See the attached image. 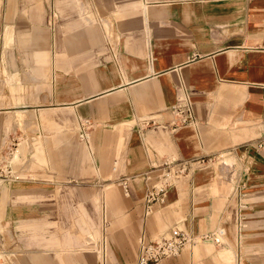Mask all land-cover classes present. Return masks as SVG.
<instances>
[{
	"label": "crops",
	"instance_id": "crops-1",
	"mask_svg": "<svg viewBox=\"0 0 264 264\" xmlns=\"http://www.w3.org/2000/svg\"><path fill=\"white\" fill-rule=\"evenodd\" d=\"M14 23L27 32L34 24L46 30L34 51L45 75L34 76L38 64L26 41L24 53L6 66L10 83L17 87L19 77L24 86L9 107L26 115V125L34 110L41 125L69 121L73 133L62 129L52 140L57 175L80 181L42 177L28 188L40 190L41 198L7 202L4 221L40 222L42 237L65 254L59 246L75 245L62 229L65 208L96 222V192L105 190L111 264H138L139 236L176 226L194 234L223 227L222 242L205 238L153 264H264V145L256 144L264 136V0H86L81 10H18ZM13 34L6 25L4 41ZM34 78L41 81L35 90ZM181 84L195 121L171 131L162 124ZM84 120L88 151H79L74 127ZM44 152L50 158L48 146ZM166 159L186 161V169L164 202L147 210L146 187ZM113 173L122 191L126 180L128 194L107 193ZM50 190L73 194L51 201ZM49 223L58 229L49 230ZM78 243H88L83 234Z\"/></svg>",
	"mask_w": 264,
	"mask_h": 264
},
{
	"label": "rangeland",
	"instance_id": "rangeland-1",
	"mask_svg": "<svg viewBox=\"0 0 264 264\" xmlns=\"http://www.w3.org/2000/svg\"><path fill=\"white\" fill-rule=\"evenodd\" d=\"M40 1V4L39 2ZM86 0H0V264H111L113 256L109 246L108 239L105 237V223L103 221L105 211V190H98L97 195V221L94 222L92 217H88V213L80 214L75 211V216H72V207H67L65 210L70 211L66 214L65 222L62 224V229L65 232V238L69 236L75 244L71 247L59 246L60 252L57 253L56 245H51L52 240L47 242L46 237H42V224L34 221L32 224L10 223L4 221V218H9L10 211L7 209V202H26V200H34L41 198L40 190H30L43 177L50 182L64 181L67 184L75 183L78 180L72 179L69 176L57 175L58 160L56 159V141L53 138L62 129L69 130L73 133V128L67 126H57L53 120L45 119L42 124L39 110H34L27 116L28 122L26 125V115H17L9 107L19 100V96H15V92L24 91L23 79L17 77L18 86L15 87L12 83L6 66L10 57L14 54H23L25 42L33 44L34 51L39 49L41 44L46 41V30L40 25H32L30 31L20 29L15 25L14 19L18 14V10H32L33 12H41V10H68L74 7L81 10L85 5ZM22 16V15H21ZM55 17V15H54ZM6 25H11L14 34L13 39L9 42L4 41V29ZM38 67L34 68V76L45 75L38 70L39 62L36 60ZM37 74V75H36ZM22 81V85H20ZM12 84V85H10ZM41 85L40 79L34 78V90ZM46 87V85H45ZM16 98V99H15ZM75 135L79 142L76 143L77 149L80 151H88L86 142V130L81 123H77L74 127ZM42 130L46 131L49 136V142L43 143ZM84 131V136L80 132ZM48 146L50 158H46L44 147ZM32 152V154H31ZM117 165V164H116ZM115 165V166H116ZM61 173V172H60ZM32 176L35 182L28 181ZM112 191H107L113 194V198L123 194L120 185H116L117 176L111 174ZM74 178V177H73ZM45 181V180H44ZM105 183L106 181H102ZM45 195L47 194L44 192ZM73 194L72 190L57 191L50 190L49 199L59 198L64 195L67 200ZM59 195V197H58ZM104 196V197H103ZM59 199H63L62 197ZM70 199V198H69ZM52 201V200H51ZM86 211V208L80 207L78 211ZM17 225L15 235L14 228ZM49 230L58 229L56 223H49ZM61 229V228H60ZM83 234L86 238V245H79V235ZM55 240V238L53 239ZM64 240V239H63ZM42 241L44 246L42 245ZM47 242V243H46ZM26 244V245H25ZM65 249V250H64ZM47 250L49 254H47ZM52 252V253H51ZM75 252V253H72ZM61 257L64 260H61Z\"/></svg>",
	"mask_w": 264,
	"mask_h": 264
},
{
	"label": "built area",
	"instance_id": "built-area-1",
	"mask_svg": "<svg viewBox=\"0 0 264 264\" xmlns=\"http://www.w3.org/2000/svg\"><path fill=\"white\" fill-rule=\"evenodd\" d=\"M171 117L165 125L168 130H176L178 127L195 121L193 102L183 88L182 84L179 86L178 93L174 102L170 105ZM153 123V121H151ZM85 128L88 127L87 120L81 122ZM161 125V124H157ZM84 131L80 132L84 136ZM257 146L264 145V136L259 138L256 142ZM186 161H176L175 159H166L162 162L159 174L157 177L149 182L144 193V200L146 209L150 210L152 205L156 202L163 203L165 194L169 186H171L179 175L186 169ZM121 186L124 193L128 194V185L126 180L121 181ZM240 216H237L238 228L240 226ZM224 233L223 227H217L212 232L194 234L185 228L174 227L166 232H161L152 237L140 235L138 238L139 249L137 252L138 264H153L163 258L178 255L181 250L190 246L199 240L211 238L216 243L222 242Z\"/></svg>",
	"mask_w": 264,
	"mask_h": 264
}]
</instances>
